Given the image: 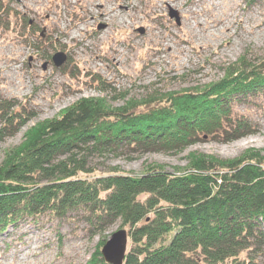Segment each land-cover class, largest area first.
Masks as SVG:
<instances>
[{"label": "trees", "instance_id": "1", "mask_svg": "<svg viewBox=\"0 0 264 264\" xmlns=\"http://www.w3.org/2000/svg\"><path fill=\"white\" fill-rule=\"evenodd\" d=\"M51 60L53 56L50 57ZM53 61V60H52ZM53 63V62H52ZM200 87L114 106L81 97L29 126L0 162V233L44 216L81 213L102 232L128 233L123 264H259L264 255V154L234 158L192 152L175 171L150 164L139 175L92 166L94 153L183 152L204 139L227 143L257 131L235 110L264 95V56H242ZM100 91L109 85L97 75ZM36 116L0 94V142ZM97 244L87 264H109Z\"/></svg>", "mask_w": 264, "mask_h": 264}, {"label": "rangeland", "instance_id": "2", "mask_svg": "<svg viewBox=\"0 0 264 264\" xmlns=\"http://www.w3.org/2000/svg\"><path fill=\"white\" fill-rule=\"evenodd\" d=\"M57 52L66 55L60 66L50 58ZM242 56H264V0H0V94L36 114L0 142V162L29 126L58 116L81 97L119 106L200 87L220 79ZM93 75L109 89L100 91ZM235 110L249 115L257 131L227 143L204 139L183 152L94 153L90 164L139 175L150 164L183 168L192 152L226 159L249 148L264 154V95ZM119 229L115 223L91 230L76 212L27 219L0 233V264H87L97 244Z\"/></svg>", "mask_w": 264, "mask_h": 264}, {"label": "water", "instance_id": "3", "mask_svg": "<svg viewBox=\"0 0 264 264\" xmlns=\"http://www.w3.org/2000/svg\"><path fill=\"white\" fill-rule=\"evenodd\" d=\"M170 15L175 16L176 12H170ZM66 59V55L63 52H57L53 55V63L55 66H60ZM128 245V233L125 228H121L111 234V236L105 241L101 248V253L105 261L109 264H123Z\"/></svg>", "mask_w": 264, "mask_h": 264}, {"label": "bare ground", "instance_id": "4", "mask_svg": "<svg viewBox=\"0 0 264 264\" xmlns=\"http://www.w3.org/2000/svg\"><path fill=\"white\" fill-rule=\"evenodd\" d=\"M102 6H103V5H102ZM101 14H102V16H103L104 18H108V17L110 16V13L108 14L107 12H102ZM107 29H110V25H109V24H107Z\"/></svg>", "mask_w": 264, "mask_h": 264}]
</instances>
